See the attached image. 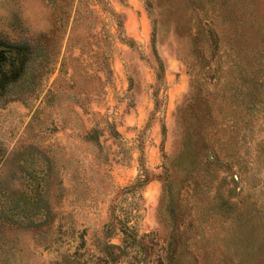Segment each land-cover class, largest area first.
<instances>
[{
	"label": "rangeland",
	"instance_id": "1",
	"mask_svg": "<svg viewBox=\"0 0 264 264\" xmlns=\"http://www.w3.org/2000/svg\"><path fill=\"white\" fill-rule=\"evenodd\" d=\"M0 51L12 264H264V0H0Z\"/></svg>",
	"mask_w": 264,
	"mask_h": 264
},
{
	"label": "trees",
	"instance_id": "2",
	"mask_svg": "<svg viewBox=\"0 0 264 264\" xmlns=\"http://www.w3.org/2000/svg\"><path fill=\"white\" fill-rule=\"evenodd\" d=\"M5 55L0 51V59H4ZM263 75H245L242 76L241 83L245 87L246 95L249 93L253 97L244 103L246 109L245 113L250 118L253 115V108L255 107L257 88L263 80ZM259 80V81H258ZM258 83V86H257ZM258 102V101H257ZM261 103V102H260ZM4 150H0V164L3 162ZM147 180L137 175L132 182L123 187L120 193L133 192L137 188H141L146 184ZM43 201V191L33 192L18 187L13 183L11 177L7 172L0 174V264H12L10 261L13 255L14 240L7 239V233H13L17 229H33L39 225L45 224L49 219V208ZM112 225L108 224L110 228ZM125 223L118 224V230L122 235H129ZM105 248L112 247V244L102 243ZM117 247V246H116ZM110 257L113 253L108 251ZM62 264H78L75 258V251L62 255ZM55 264H58L55 262Z\"/></svg>",
	"mask_w": 264,
	"mask_h": 264
}]
</instances>
